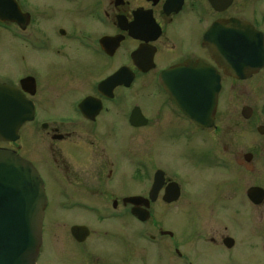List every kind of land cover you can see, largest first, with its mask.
<instances>
[{
    "label": "flooded vegetation",
    "instance_id": "obj_1",
    "mask_svg": "<svg viewBox=\"0 0 264 264\" xmlns=\"http://www.w3.org/2000/svg\"><path fill=\"white\" fill-rule=\"evenodd\" d=\"M213 23L220 40L232 33L237 58L232 75L209 55L204 36ZM259 41L264 51V0H0V125H8L4 128L8 133L1 134L8 139H0V149L14 152L35 168L37 161L56 170L62 178L57 199L64 209L94 215L96 203L109 204L116 216L145 223L152 218L153 204L168 208L170 216L178 215L176 222L164 230L158 226L157 235L149 237L152 241L166 237L170 251L185 264L191 261L182 253L195 252L190 249L195 245L199 250L204 243L209 244L204 250L232 249L235 240L230 234L224 235L219 227L206 236L202 224L222 211L235 219L239 205L253 210L264 204V198L254 204L248 196L252 187L264 193L255 147L220 158L228 152L221 123L238 126L258 120L256 131L264 129V61L260 68L246 70L254 64ZM241 55L246 63L243 77H238ZM198 64L213 67L219 77L213 124L207 128L199 125L208 120L202 79L193 86L191 79L176 77L202 71L168 72ZM114 75L116 79L107 82ZM181 82H186L187 91ZM65 86L79 95L69 104L73 114L56 116L49 108ZM127 139L136 147L140 144L138 154H128ZM159 152L178 166L157 163ZM128 162L135 190L130 193L117 190L128 182ZM192 163L234 176L223 184L235 195L240 187L244 200L220 197L221 187L213 184L205 203L204 196L188 201L175 173ZM241 171L254 182L241 187L237 177ZM154 180L161 186L150 199ZM130 197H140L141 203L125 201ZM132 209L147 210L146 221L133 216ZM87 229V237L77 242L69 228L71 240L87 242L92 236ZM229 239L231 247L226 246Z\"/></svg>",
    "mask_w": 264,
    "mask_h": 264
},
{
    "label": "rangeland",
    "instance_id": "obj_2",
    "mask_svg": "<svg viewBox=\"0 0 264 264\" xmlns=\"http://www.w3.org/2000/svg\"><path fill=\"white\" fill-rule=\"evenodd\" d=\"M76 90L67 86L63 87L57 100H53L51 107H48L49 112L56 116L73 114L69 104L78 98L77 95L79 94ZM223 110L222 104L219 107V112ZM257 124H259L258 120L253 124H239L238 126L221 123V134L224 140L222 143L227 144L225 147L228 148V152H223L225 155L223 156L222 153L220 158L226 159L227 155H233L236 152L237 154L244 153L253 150L252 147H255L256 165L261 168L260 170L264 175V135L257 133L255 129ZM126 145H128L129 155L134 151L133 154H138L141 150H136L140 144L136 147L135 141L130 139H127ZM153 147L149 145L151 151H153ZM28 154L32 156L31 153ZM156 162L168 166V168L178 166V163H174V161L170 164L169 156L162 154V152L156 155ZM35 163L43 180L47 198L42 225V245L40 246L37 264H185L183 260L178 259L170 251L166 237L158 241H152L149 237L157 235L155 231L158 226L164 230L169 228L171 223L176 222L178 215L176 217L170 216L168 208H162L157 203L153 204L149 211L154 221L151 218L145 223H140L128 215L126 218L116 216V212L111 210L109 204L96 203L94 215H86L81 210H77L78 208L74 210L64 209L59 203L60 199H57L62 178L50 166L42 167V163L37 161ZM130 166L131 164L128 162L126 166L128 182L126 181L122 186L119 184L118 191L121 189H127L128 193L135 191L131 189L130 177L132 172H130ZM243 175L242 171L239 172L240 177L237 173L241 187L254 182L251 176L246 178ZM256 176L258 177V173ZM233 177H229L224 172L219 173L218 169L208 171V169L196 168L195 163L181 170L178 167L175 173V178H178L184 190V197L188 198V201L194 202L197 199L200 201L201 196H204L201 200L203 203H205V198L211 194V185L213 184L216 187H221L222 194L220 197L236 196L244 200L243 190L240 187L235 189L236 192L239 191V194L235 195L233 189L226 188L223 184L231 182L228 180H233ZM261 178L263 181L261 184L264 186V176ZM257 181L258 179L255 177V182ZM204 194L207 196L205 197ZM208 201L211 204L212 198ZM229 204L232 207L231 201ZM237 209L240 212L233 215L235 219L229 218L227 212L222 211V215L207 217V220L204 219L202 224L206 236L211 235L213 229L221 227L220 232H223L224 235L228 233L234 238V247L229 250L217 248V251L213 250L216 249L213 246H211L213 249L204 250L207 248L205 246L209 247L208 243L202 245V250H199L200 248L196 245L191 248L188 247L195 252L182 253L188 258L187 261L190 260L191 264H264V204L259 208L253 207V210H248L245 205H239ZM206 212L210 214V211ZM73 224H82L91 230L92 236L84 244L79 245L71 240L69 228ZM223 227H227V229L222 230ZM187 245L191 246L192 244L187 243Z\"/></svg>",
    "mask_w": 264,
    "mask_h": 264
},
{
    "label": "water",
    "instance_id": "obj_3",
    "mask_svg": "<svg viewBox=\"0 0 264 264\" xmlns=\"http://www.w3.org/2000/svg\"><path fill=\"white\" fill-rule=\"evenodd\" d=\"M217 28V24L213 23L204 36L208 41V52L218 67L227 69V73L232 75L233 69L237 66L234 67V62L237 61V58L234 59L232 50L234 39L232 33H225L223 40H220ZM220 45L226 49L221 50ZM253 61L254 64L248 65L249 67L246 70H254L261 67L264 61V51L261 41L257 44L255 43ZM245 63L246 59L241 55L239 58L240 73L238 77H243L242 70L245 68ZM179 69L202 71L201 75L192 74L191 76L176 77L191 79L193 86H195L197 78L202 79L208 120L199 125L203 128L211 127L216 97L219 91V77L215 73V69L211 66H200L198 64L196 67L189 66L183 68L181 66L173 68L168 70V72L174 73ZM116 77L117 75L108 78L107 82L114 81ZM180 85L182 86V90L186 89L187 91L186 82H181ZM197 86L200 89V82L197 83ZM169 92L174 95L173 89L169 90ZM86 102L87 100L84 101V103ZM194 121L199 123L195 119ZM5 127H8V125H0V139H8L1 136L2 133H8L4 129ZM258 131L259 133H263L264 129L259 127ZM157 178L159 179V176ZM160 186L161 182L154 180L150 199H153L152 195L158 191ZM255 192H257V196H255ZM248 196L254 204H260L264 198V193L261 188L252 187L248 190ZM167 198L168 195L164 200L168 202L169 199ZM126 200L134 206L141 203L140 197H130L126 198ZM46 203L44 184L36 168L29 161L14 152L0 149V264H37L36 261L42 242V223ZM145 207L147 206L145 205ZM131 213L140 221H145L149 215L145 209H132ZM70 233L77 242H82L87 237L89 231L84 225H72ZM162 233L167 234L168 232ZM231 245V240L229 243H226L227 247H231Z\"/></svg>",
    "mask_w": 264,
    "mask_h": 264
}]
</instances>
